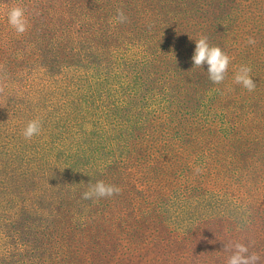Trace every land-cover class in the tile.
<instances>
[{
  "label": "trees",
  "instance_id": "16d2710c",
  "mask_svg": "<svg viewBox=\"0 0 264 264\" xmlns=\"http://www.w3.org/2000/svg\"><path fill=\"white\" fill-rule=\"evenodd\" d=\"M111 1L117 6H108L104 0H0V26L6 31L2 39L14 36L26 41L21 46L25 56L19 64L26 67L30 82L20 93L14 87V76L4 61L6 43L0 40V87L4 89L0 92V124L4 121L8 129L0 139V187L4 169L17 170L19 154L28 159L29 170L35 171L20 193L0 196V247H9V251L0 252V264H88L87 253L77 252L80 238H94L93 246L98 242L95 238L102 241V235L113 232L119 222L103 221L105 218L109 221L112 216L130 215L131 210L143 219L148 216L157 230L167 219L176 230L173 235L136 240L160 247L158 237L165 240L170 236L174 242L185 238L183 251L169 264H225L210 256L212 249L193 242L202 238L208 244L206 228L223 213L242 217L248 212L244 205L257 198L264 205V137L251 124V120L259 119L264 123V87L255 83L252 92L244 87L231 90L228 73L222 83L215 84L209 79L208 66L194 67L191 58L195 40L206 36L210 46L220 47L230 57L229 67L233 65V53L241 44L244 54L248 51L244 41L246 17L240 20L237 7L225 2L220 6L228 10L217 16L223 19L221 23L206 9L207 0ZM240 2L246 11L245 0ZM13 7L24 9L27 30L23 34L7 27L4 12ZM254 7L256 13L252 15L260 19V2ZM117 9L127 16L125 23L116 19ZM67 38L70 45L76 39L77 47L63 55L58 50L57 62L55 50ZM119 42L128 52H121ZM256 63L261 64L260 53L253 52L249 60L245 55L243 64L249 65L244 66L253 71ZM260 75L259 71L255 77ZM17 80L22 79L18 76ZM94 108L102 120L118 122L114 130L122 132L125 140L133 135L151 136L146 127L163 119L151 125L154 148L163 143L165 150L155 167L157 174L161 169L163 174L169 173L173 157L166 151L178 142L187 164L178 174L182 183L173 192L171 205L168 195L153 198L138 189L136 194L130 191L131 199L134 195L138 198L128 201L127 187L117 199L82 198L90 185L104 181L105 166L96 164L92 157V153L99 156L103 141L98 139L96 148L94 136H82L91 128L86 124ZM63 118L68 119L67 124H62ZM31 120L40 122V133L29 140L23 130ZM127 121L132 128L119 126ZM102 131L98 128V133ZM74 143L77 146L71 148ZM151 155L156 156L153 149ZM58 157L68 159L63 170L49 160ZM220 165L226 167L224 172L218 169ZM109 166V174L118 176V165ZM9 175L5 177L15 173ZM45 203H50L49 209ZM85 204L97 205L98 213L89 216L95 225L86 216ZM119 204L124 209L115 211ZM42 209L48 212L39 221L36 214ZM185 230L188 236L181 237ZM233 237L246 241L264 264V240L249 232H234ZM225 245L219 248L228 256ZM88 251L93 253L92 247ZM161 251L163 254V245Z\"/></svg>",
  "mask_w": 264,
  "mask_h": 264
},
{
  "label": "rangeland",
  "instance_id": "374dc122",
  "mask_svg": "<svg viewBox=\"0 0 264 264\" xmlns=\"http://www.w3.org/2000/svg\"><path fill=\"white\" fill-rule=\"evenodd\" d=\"M104 1L107 2L108 6H112L113 4H115L111 0H104ZM117 1L118 0H115V2ZM223 2L229 3L230 5H234V7H237L235 11L237 17H239L240 20L243 17H246V21L244 22V24L248 25L247 31H245L244 33V41L246 43V47L248 48V51L246 54H244V52L242 51V44H241L239 48H237V50L234 51L232 58L233 65H230L227 71L230 77V89L236 91L242 89L243 86L236 84L234 82V75L240 66L249 65V64H243L244 58L246 55L247 59L249 60L252 57L253 52L260 53L261 64L258 65L256 63L255 64L256 68L250 73V75L255 81V83L261 85L262 88L264 87V0H245V5L247 9L246 11L245 8L244 9L242 8V6H244V3H242L241 5L240 0H207V2L205 1L206 9L209 10L210 14H212L213 18L216 21H221V23H223V19L217 16L224 14L228 10L226 7L220 6L221 3ZM259 2L262 6V8L257 11V14L260 15V19L256 15H252V13H256V11L253 12V9L256 10V7L254 6L257 5ZM115 6L117 5L115 4ZM237 10L240 11L239 14ZM8 12L9 11L4 12L5 17L8 16ZM258 19L259 22L255 24L254 21H257ZM7 27L12 28L10 24L7 25ZM12 29H10L9 31L10 33L13 32ZM5 32L6 31H4L0 26V40H3L6 43V47H7L6 51L8 53L5 56L4 61L6 63L5 65L7 66V68L10 69L11 75L13 74L14 76V85H15L14 87H16L20 93L23 90H27L30 84V82L28 81V79H26L25 76L26 67L24 65L19 64V62L23 59V56H25L24 54L25 52H23L21 46H24L26 44V41H23L22 37H14V36L6 37L5 39H2V36L4 35ZM249 37L255 39L256 43L254 45L249 44L247 42ZM75 41L76 39L74 40V43L70 45L68 44L70 42V38H67L65 42L63 41L64 43L63 42L58 43V49L55 50V54L53 56L55 61L58 62L59 59L57 53L58 50H59V54L62 55L64 52L65 53L71 52L72 48L76 44ZM118 44L121 46V52L123 54L124 52H128L126 51V46L122 45L120 42ZM257 44L260 46L259 49H257ZM75 46L77 47V45ZM10 62L13 63L12 67ZM57 66L58 64L56 63L54 66V69H57L56 72L59 71V67ZM3 68L6 69L5 66ZM259 71L261 75L260 77L258 76L257 78L255 77V75L256 74L259 75ZM18 76L21 77L22 79L21 81L17 80ZM9 109L11 110V112L13 111L12 108ZM10 118L11 117H9L8 119V124H10L11 122ZM102 119L103 116L101 115L99 110H96V108H94L86 124L91 128L83 132L82 136L84 138L87 137L88 135L94 136L95 138L94 140L92 139V144L95 145L96 148H98V139L103 141V143H101L98 148L99 156L96 157L92 153V157L94 160L98 161L96 164H98L99 166L100 165L105 166L104 168L105 173L102 174L104 177V182L109 185L122 186L120 187V189L123 191V193L124 190H126L125 187H127L128 192L126 198L128 201L135 200L138 198L137 195H134V197L131 199V192H130L131 190H135V194H136V190L138 189L140 192L142 190L146 191V193L151 195L153 198L162 199L168 195L169 199L167 198V200L170 201V205H171L174 202L172 200L173 192L177 191L182 183V181L179 180L178 178V174L184 169H186L187 164L184 162L185 154H183L184 152H182L181 149L182 145L178 142L170 151L166 149L167 150L166 153H168L169 156L172 155L173 157L171 159L172 163L168 167L169 173L163 174L162 173L163 169H161L159 171L160 175L157 174L158 172L155 170V167L158 164L157 161L161 159L159 156L165 153V150L163 148V143H160L161 147L156 146V148H154L155 144H153L154 142L152 137L153 134L151 132V128H152L151 125L155 123L159 124L161 120L163 121V119L160 118L161 120L151 121V124H149V126L146 127L151 137L133 135L129 140L124 139L122 132L114 130L118 122L114 123ZM67 123H68V119L63 118L62 124H67ZM251 124L258 127L259 129L258 135L261 134L264 137V123H261V120L259 119V121L255 120L254 122H252L251 120ZM119 126L132 128V123L130 121H127L124 123H120ZM249 127L251 129L254 128L251 125H249ZM98 128L100 130L102 129L103 131L98 133ZM7 131L8 129L6 128L5 122L3 121L2 124H0V139H2L5 134H7ZM157 139L162 140L158 136ZM75 146H77L76 143H74L71 148ZM151 149H153L154 152H156V156L151 155ZM70 152L71 155L75 154V152H72L71 150ZM49 160L51 163L55 164L61 170H63L62 169L63 163L65 161H68V159H66L65 157H58L56 159L51 158ZM109 162L113 163V165L115 166L118 165V169H117L118 173H116L118 174V176H112L109 174L110 171ZM15 165L17 167V170L4 169L1 178L3 181V186L0 187V196H3L10 192L20 193L24 184L31 181V177L35 171L29 170L28 167L30 166L28 164V159L24 155L19 154L16 156ZM218 169L224 172L226 167L220 165ZM173 172L175 173L172 175ZM11 173H15L14 177L11 178L5 177V174L11 175ZM55 176L58 175L56 174ZM47 178L49 177L47 176L44 177V179ZM225 181H228V178H225ZM237 186L239 187V185ZM113 197L115 199L119 198L118 194L113 195ZM43 206L46 209H49L50 203H45ZM127 208H129V206ZM244 208L247 209L248 212H246L244 216L239 218H237L236 214H233L231 212L229 213L226 212L223 213L222 216H218L216 218L217 220L216 223L215 224L212 223L206 228V234H209L210 236L208 238L209 240L208 244L206 242L205 243L202 242V238H200L198 241L193 243L199 245L200 247H206L207 249H212L210 256L219 258L221 261L225 262V264L228 256L223 252V250L219 248L221 245L223 246L225 244H230L233 242H240L249 246V252L255 251L251 249V246L246 241L234 239L233 233L249 232L250 235L253 236L254 238H257L259 240H264V205H262V201L260 200V198H257L254 199L252 203L244 205ZM83 209L88 218L89 216L92 215L94 217V215L98 213L97 205H92L91 207H88L85 204ZM122 209H124L123 204H119L114 207L115 211H119ZM47 212L48 210L44 212L42 209L41 211H39L38 214H36V218L39 221L45 219ZM101 215L103 216L102 213ZM93 217L89 218L91 220L90 224L95 225L93 221L94 219ZM149 220L150 218L148 216H144L143 219L141 215H139L136 212H133L132 210L130 211V215L118 216V217L112 216V220L109 221L105 218V220L103 221L106 222L119 221L118 224L114 227L113 232H108L107 235L103 234L102 237L104 239L102 241L95 238L98 242H96L93 246H92V242L94 241L93 240L94 238L81 237L79 240V248L77 252L79 251L82 253H87L88 255L87 259L90 261L88 264L90 263L169 264L177 257L178 252L183 251V245H185L184 244L185 238H182L180 242H174L170 236L167 237L165 240L164 238H162L163 236L158 237L157 240L161 245L160 247H157V244L149 245V244H144L140 240H136V239H147V238L150 239L157 237L160 234H166V233H171L173 235V232L176 231L174 230L173 227L169 226L170 221L168 219L163 223V226L161 227L160 230H157L155 228V224L149 223L148 222ZM187 233L188 230H185L184 233L183 232L181 233V237L188 236ZM218 234L222 236H219ZM212 237H213V241L211 239ZM190 239L192 240L193 236L190 237ZM220 240H222L224 243H218V241ZM106 241L109 242L108 246L102 243ZM162 245H163V254L161 251ZM90 247H92L93 253H90L88 251V248ZM120 247H124V249L121 250ZM3 251H9V247H0V252ZM123 253L129 254L131 257L122 255ZM78 259L80 262H82L83 260L81 258ZM259 263L260 260L258 264ZM187 264H191V263L188 262Z\"/></svg>",
  "mask_w": 264,
  "mask_h": 264
},
{
  "label": "clouds",
  "instance_id": "9594fccd",
  "mask_svg": "<svg viewBox=\"0 0 264 264\" xmlns=\"http://www.w3.org/2000/svg\"><path fill=\"white\" fill-rule=\"evenodd\" d=\"M8 23L18 33L23 34L27 30V20L25 18L24 9L20 7H13L8 12ZM116 19L120 23L127 21V16L121 9H117ZM249 44H255L254 38L249 37ZM195 50L192 56L194 67L208 66L207 72L209 79L215 83L220 84L224 81L230 64V57L218 46H210L208 38L201 36L195 40ZM252 69L248 66H240L234 75V82L243 86L249 92L255 90L256 84L251 77ZM3 87H0V92H3ZM40 133V122L38 120H31L23 130L25 139H31L33 136ZM121 189L115 185L105 184L104 181H97L94 185H90L89 189L82 194L83 199L105 198L112 197L119 194ZM225 251L229 252L226 264H258L260 256L255 253H249V246L233 242L224 246Z\"/></svg>",
  "mask_w": 264,
  "mask_h": 264
},
{
  "label": "bare ground",
  "instance_id": "6f19581e",
  "mask_svg": "<svg viewBox=\"0 0 264 264\" xmlns=\"http://www.w3.org/2000/svg\"><path fill=\"white\" fill-rule=\"evenodd\" d=\"M183 107V106H182ZM204 110H205V107H204ZM222 121V120H221ZM225 121V120H224ZM153 136V135H152ZM200 136V135H199ZM151 137V136H150ZM134 138H136V137H134ZM190 139H191V137H189ZM204 138V137H203ZM126 139V138H125ZM179 139V138H178ZM194 139V138H193ZM132 140V139H131ZM192 140V139H191ZM118 142V141H117ZM131 142V141H130ZM182 142V141H181ZM160 143V142H159ZM191 143V142H190ZM125 144V143H124ZM166 144V143H165ZM203 145V144H202ZM158 147V146H157ZM201 148V147H200ZM198 149V148H197ZM195 150V149H194ZM119 151V150H118ZM184 154V153H183ZM199 154V153H198ZM260 155H262V153L260 154ZM264 155V154H263ZM111 157V156H110ZM146 157V156H145ZM263 157V156H262ZM150 158V157H149ZM151 159V158H150ZM264 159V158H263ZM131 161V160H130ZM151 162H153V161H151ZM158 162V161H157ZM261 162V161H260ZM110 163V162H109ZM156 163V162H155ZM131 166V165H130ZM127 168V167H126ZM128 173V172H127ZM10 176V175H9ZM253 177V176H252ZM250 178H251V176H250ZM161 182V181H160ZM245 182H247V181H245ZM162 183V182H161ZM163 186V185H162ZM161 191V190H160ZM259 194V193H258ZM257 195V194H256ZM258 196V195H257ZM256 196V197H257ZM161 197V196H160ZM161 201V200H160ZM210 212V211H209ZM209 214V213H208ZM211 214V213H210ZM14 219V218H13ZM18 220V219H17ZM215 224V223H214ZM4 228V227H3ZM23 234H25V233H23ZM1 236V235H0ZM23 237H25V236H23ZM15 240V239H14ZM0 241H1V239H0ZM24 241V240H23ZM25 241H27V239L25 240ZM22 244V243H21ZM7 246V245H6ZM8 246H10V245H8ZM11 247V246H10ZM18 247V246H17ZM15 248V247H14ZM16 249V248H15ZM262 253V252H261ZM263 255V254H262ZM2 257V256H1ZM264 258V257H263ZM261 260V259H260ZM261 262H263V261H261ZM260 262V263H261ZM259 263V264H260Z\"/></svg>",
  "mask_w": 264,
  "mask_h": 264
}]
</instances>
